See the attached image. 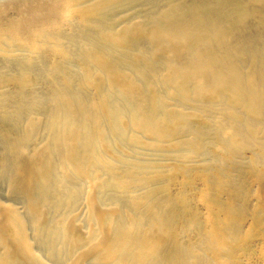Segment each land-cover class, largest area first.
Masks as SVG:
<instances>
[{
    "label": "bare ground",
    "instance_id": "obj_1",
    "mask_svg": "<svg viewBox=\"0 0 264 264\" xmlns=\"http://www.w3.org/2000/svg\"><path fill=\"white\" fill-rule=\"evenodd\" d=\"M126 6L159 10L115 31ZM0 55L19 68L0 78L15 85L0 92V178L31 160L21 187L9 181L26 212L0 210V248L13 244L0 264H44L43 250L56 264H228L252 236L264 243V0H0ZM145 150L174 162L148 164ZM175 177L203 183L206 213L188 212L182 230L201 231L185 247L172 224L189 201L169 193Z\"/></svg>",
    "mask_w": 264,
    "mask_h": 264
},
{
    "label": "rangeland",
    "instance_id": "obj_2",
    "mask_svg": "<svg viewBox=\"0 0 264 264\" xmlns=\"http://www.w3.org/2000/svg\"><path fill=\"white\" fill-rule=\"evenodd\" d=\"M176 2H177V0H167V5H172V3L175 4ZM153 10H155V8L154 9L152 8L150 10L149 8L142 7V6L141 7H136V6L127 7L126 6L123 8L115 9L114 12H112L113 14L115 13L114 16H112V17L115 18L114 21L116 20L114 22V24H112L113 29L115 31H119V30H122L125 26L129 25V23H127V22H132V23L141 22L142 21L141 19L144 17L145 14H147L146 12H148V11H149L148 13H150V15L148 14L149 16L153 15L152 12L155 13L153 16H156V12L159 10V8L157 9V11L156 10L153 11ZM108 24H111V23L109 22ZM20 53L22 54V52H18L17 55L22 56V55H20ZM23 55H25V54L23 53ZM0 56H1L0 57V78L4 77L5 79H9V78H11L9 76L16 77L18 75V71H19V68L16 67V66H18L15 63L16 60H14L13 58H9L7 56H2V55H0ZM3 57H4V59H3ZM5 58L6 59L9 58V59L6 60ZM52 60H53V57L50 55L45 56L44 58L43 57L39 58L38 61L36 60L35 64H37V66L36 65L35 66L37 67V70H38L37 71L38 72V78L36 79V81L32 87V90L34 92L39 93V92L46 90L47 84L45 83L46 82L45 76L47 74L48 67H49L50 63L52 62ZM68 68L77 72V70H79V63L78 62H71L69 64ZM7 77H9V78H7ZM6 83L7 82H5V84H3V85L1 84L2 86H0V92H13L15 90V85L13 83H10V82H8L7 84ZM1 115L2 114L0 113V116ZM6 128H7L6 125L0 122V135L2 134V132ZM40 141H41L40 139L37 141V145H39ZM35 146H33V148ZM4 147H5V144L0 142V156H2L4 154V151H5ZM139 152H141V153L143 152L142 155L140 154L141 158L137 154V156H139L140 160L145 161L146 163L148 162V164H152L153 166L167 165L169 167L174 162L168 156L156 154V153H153L151 151L145 150V151H139ZM204 157L202 156V158H204ZM199 158H201V157H199ZM199 158L193 159L192 160L193 162H191L190 164L192 166H200L201 164H203L205 162L211 163L209 156L207 158H205V160L203 159L202 163L200 162L202 160H199ZM194 160H195V162L197 160L199 162H196L197 163L196 164V163H194ZM18 164H19L18 170H13V171L9 172V176L11 177L9 181H10V183H13V186H16L19 188L23 185V183L25 181L27 172L31 167V160L28 156L22 155L18 158ZM0 167H1V164H0ZM224 168H223L224 172L225 171L229 172V170L228 171L226 170L227 168L229 169L228 166H227V168L226 167H224ZM1 169H2V167L0 168V172H1ZM241 179L242 178L240 177L238 181L242 185V191H244V189L246 190V185H245V182ZM9 181L6 179L0 178V210L3 207L11 206V207H14L15 209H17L20 213H25L27 209H26L23 201L19 197H17L16 194H14L12 192V190L10 188ZM80 183L85 189L87 188L86 182L83 181ZM168 185H169V193L172 196L184 194V195H186V198L189 201L188 211L181 209L180 218L176 219V221L173 223L174 225L172 224V226H175L176 229L181 230V234L179 236V243H181L182 245H184L183 247H185V246H187L188 242L195 241L197 235L201 231V228H199L197 231H195V229H192L189 232H184L182 230H184V228H185L184 224L187 220V215H188L187 213L188 212H198L200 214V216H203L206 213L205 205H203L198 200V193H199V190H201L203 188V183L199 178L193 177V182H191V184H189L187 186V185L182 184V180L180 177H175L169 182ZM11 192H12V194H11ZM213 194L218 196L223 202L227 200V195L224 193L217 194V193L213 192ZM246 202H247V200L241 199L239 201V204L242 206L244 205L246 208H252V206L255 204L254 200H249L247 203ZM75 211L76 212L74 215H75V217L77 216L76 219L78 220L76 224L79 226V227L77 226V229H79L81 227V225H83V227L80 228L79 231L77 230L78 234H81L82 232L83 233L86 232V228H85L84 224L83 223L81 224V222H83V220H85V216H86L85 215L86 214L85 213V207L83 206V204H79ZM0 224H1V222H0ZM249 224H250V219L248 218L244 221L243 228L247 229L249 227ZM29 235L32 238H34V235H33L31 228L29 229ZM167 243H168L167 246L170 247L171 243L169 241L166 242V244ZM263 246H264V243H263V241L259 235L252 236V238L248 239V241L246 243V251L245 252H238V254H236V258L234 260L230 261L228 264H262L261 252L263 250ZM3 247L12 249L13 244L8 241L2 246V248ZM2 248H0V249H2ZM36 249L38 250V253H40L43 250L41 248H36ZM84 250H85V248H84ZM84 250L82 248L81 250H78V252L80 251V253H81ZM44 252L45 251L43 250L40 254H38V253L37 254L41 258V260L42 259L44 260V264H45L46 259H50V258L48 256H47L48 258L45 257L47 254H45L46 252L45 253ZM42 253H43V255L45 254V256H43ZM42 256L45 259L42 258ZM18 259H19L18 264L25 263V260L23 258L19 257ZM205 259L210 260V257H205ZM47 261L52 263V264H56V262H54L53 259H50V261L49 260H47ZM55 261H58V260H55ZM59 261L57 263L62 264V261H61V263H59ZM208 262H206V263L211 264L212 261L210 260V262L209 263ZM87 263L93 264V261L90 260ZM94 264H96V262ZM97 264H99V262Z\"/></svg>",
    "mask_w": 264,
    "mask_h": 264
}]
</instances>
